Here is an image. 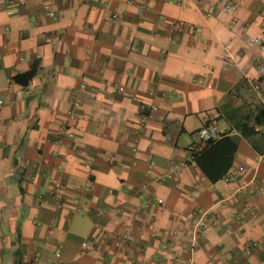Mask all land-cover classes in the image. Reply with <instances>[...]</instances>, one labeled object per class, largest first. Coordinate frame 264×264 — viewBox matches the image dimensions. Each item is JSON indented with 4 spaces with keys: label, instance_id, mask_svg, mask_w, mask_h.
Listing matches in <instances>:
<instances>
[{
    "label": "crops",
    "instance_id": "0c3cea01",
    "mask_svg": "<svg viewBox=\"0 0 264 264\" xmlns=\"http://www.w3.org/2000/svg\"><path fill=\"white\" fill-rule=\"evenodd\" d=\"M211 2L0 0V264H264L262 54L245 41L264 1ZM209 124L236 143L230 181L181 166ZM195 208L214 222L190 252Z\"/></svg>",
    "mask_w": 264,
    "mask_h": 264
},
{
    "label": "built area",
    "instance_id": "2783aa9c",
    "mask_svg": "<svg viewBox=\"0 0 264 264\" xmlns=\"http://www.w3.org/2000/svg\"><path fill=\"white\" fill-rule=\"evenodd\" d=\"M264 1V0H263ZM239 6L237 0H214V2H211L208 4L206 10H205V15L206 16H211L216 9H220L222 12L230 14L233 13L237 7ZM44 14L47 17H53L54 16V12L52 10H50V8L45 5L44 6ZM116 15L115 14H111L105 17V19H111V18H115ZM261 19L264 22V13L261 15ZM175 25H188L187 23H183V22H177L174 23ZM245 41L247 43V45L249 46H253L255 48H257L260 53L262 54V60L256 64V69L258 71V77H256L255 79L250 80L248 83L249 85L253 88V90L257 93V95L259 96V100L260 103L262 105V107L264 108V33L262 34H255V35H247L245 37ZM229 46H227L228 48ZM230 58L233 59L234 58V54L231 53L229 54ZM81 88H84V85H81ZM124 87L122 85H117L116 87L112 88V91L115 93H121L123 92ZM78 106V101L75 100L72 102V109H69L67 111V115H73L74 114V108ZM140 109L143 111L146 110H154L155 106L154 105H145V104H140ZM196 135V143L190 148V157L187 161H184L181 166L185 167L188 164H195L196 163V158L198 157V155L206 148L208 147L211 143H213L214 141L218 140L220 137H222V133L221 131L218 129L216 124H209V125H205L200 127L199 129L196 130L195 132ZM65 137H73V132L70 131L66 125H62L61 127V131L60 134L58 135V140L61 142L62 139H64ZM180 166V165H179ZM180 166V167H181ZM174 168V167H173ZM232 175L229 173H226L222 176V180L223 181H230L232 179ZM52 185L55 188L61 189L62 185L59 182H56L55 180H51ZM141 197V195H140ZM156 204H162V200L161 199H156V200H146L144 207L145 208H149L152 207ZM79 209V200L77 197H74L72 199V207H71V211L72 212H77ZM114 209V208H112ZM209 210H199L197 208H195L192 212H191V219H190V228H189V233H188V247H189V251H193L194 248L197 246L198 244V240L204 235L205 231L208 229V227L210 226L211 223L214 222L211 221V223L209 222ZM175 230H169L168 231V235L170 237H174L175 236ZM121 240L124 241H130L132 240V235L127 232L124 233L123 235L118 236ZM256 242L252 241L250 242V244L248 245V247H256ZM88 245V242L86 240H82L80 241V246L83 248H85ZM59 250H56L55 252V256L57 258V261L55 264H61V262L59 261ZM185 264H192V257L189 256L185 262Z\"/></svg>",
    "mask_w": 264,
    "mask_h": 264
},
{
    "label": "trees",
    "instance_id": "16d2710c",
    "mask_svg": "<svg viewBox=\"0 0 264 264\" xmlns=\"http://www.w3.org/2000/svg\"><path fill=\"white\" fill-rule=\"evenodd\" d=\"M32 73H26L15 76L14 81L26 82ZM264 117V108H261L257 115ZM236 149L235 141L227 136H222L218 140L206 147L196 158V164L203 174L212 182L220 179L222 175L229 169L233 154Z\"/></svg>",
    "mask_w": 264,
    "mask_h": 264
}]
</instances>
